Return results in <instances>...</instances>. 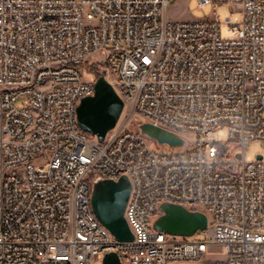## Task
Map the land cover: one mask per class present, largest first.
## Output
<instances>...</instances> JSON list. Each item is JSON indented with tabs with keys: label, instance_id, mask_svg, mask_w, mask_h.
<instances>
[{
	"label": "built area",
	"instance_id": "built-area-1",
	"mask_svg": "<svg viewBox=\"0 0 264 264\" xmlns=\"http://www.w3.org/2000/svg\"><path fill=\"white\" fill-rule=\"evenodd\" d=\"M173 2L0 0V264H264V152L247 156L264 141V0L215 2L240 15L224 24L173 21ZM87 65L124 102L105 142L72 125L95 94ZM134 120L186 146L156 148ZM119 172L131 242L105 239L91 205L93 183ZM164 202L204 212L203 239L154 230ZM214 246L223 258H207Z\"/></svg>",
	"mask_w": 264,
	"mask_h": 264
},
{
	"label": "water",
	"instance_id": "water-1",
	"mask_svg": "<svg viewBox=\"0 0 264 264\" xmlns=\"http://www.w3.org/2000/svg\"><path fill=\"white\" fill-rule=\"evenodd\" d=\"M105 71L95 81V94L82 99L77 108L80 127L103 141L113 129L123 113L124 102L115 88L106 80ZM141 135L155 142L159 147L182 148L186 140L177 133L143 122L138 127ZM261 159V156H257ZM132 185L127 176L118 180L97 179L93 183L91 205L99 222L119 242H131L134 234L125 218V210L130 198ZM161 214L153 223V229L169 236L193 237L208 228V217L200 210L164 202ZM104 264H120L117 253L105 255Z\"/></svg>",
	"mask_w": 264,
	"mask_h": 264
},
{
	"label": "rangeland",
	"instance_id": "rangeland-1",
	"mask_svg": "<svg viewBox=\"0 0 264 264\" xmlns=\"http://www.w3.org/2000/svg\"><path fill=\"white\" fill-rule=\"evenodd\" d=\"M199 0H174L173 3H171L167 16L173 20V21H218L221 24L226 23L227 19L230 21L240 17L239 13L237 11H233V7L229 6L225 3H220L219 6L215 7L214 3L219 2L220 0H213L212 3L208 4L204 9L199 10L197 8V2ZM226 29H222V35L226 36ZM89 72V71H88ZM88 78L90 79H96L100 77L99 75H96L93 73H87L86 74ZM21 102V101H20ZM126 115H122L119 122H123L125 120ZM143 123L139 120L131 122L129 125L130 130L133 131H139L138 127L139 125ZM187 136L192 139L193 136L191 134H187ZM220 136L221 138L227 142L229 140L228 137V129L226 127L222 128L220 130ZM153 146L156 148H160L156 145L155 142H152ZM163 148V147H161ZM264 152V141H253L247 151V156L251 157L252 159L256 160L257 155ZM47 156H45L42 159H37L35 161L36 165H41L43 163H46ZM189 240H199L203 239L200 235H195L193 237H187ZM224 257V252L222 249L218 246H214L211 248V250L207 254V258L209 259H221ZM98 264V263H97ZM181 264H200L197 262H182Z\"/></svg>",
	"mask_w": 264,
	"mask_h": 264
},
{
	"label": "bare ground",
	"instance_id": "bare-ground-1",
	"mask_svg": "<svg viewBox=\"0 0 264 264\" xmlns=\"http://www.w3.org/2000/svg\"><path fill=\"white\" fill-rule=\"evenodd\" d=\"M83 98H77L76 99V102H75V106L72 107L71 109V120H72V125H79V120H78V114H77V108L78 106L80 105L81 101H82ZM115 131H117V125L111 129L105 136L104 140L103 141H100L98 139V142H105L106 141V137H110L111 134H114ZM153 142V141H152ZM161 148V147H160ZM122 176H126V172H119V178L122 177ZM93 215H94V218H95V221H99L96 217V215L94 214L93 212ZM104 237L105 239H113V235L107 230V229H104Z\"/></svg>",
	"mask_w": 264,
	"mask_h": 264
},
{
	"label": "trees",
	"instance_id": "trees-1",
	"mask_svg": "<svg viewBox=\"0 0 264 264\" xmlns=\"http://www.w3.org/2000/svg\"><path fill=\"white\" fill-rule=\"evenodd\" d=\"M87 70L89 71V73H91V74H95L96 75V73H97V75H99V76H101V69L100 68H98V67H96V66H94V65H87Z\"/></svg>",
	"mask_w": 264,
	"mask_h": 264
}]
</instances>
